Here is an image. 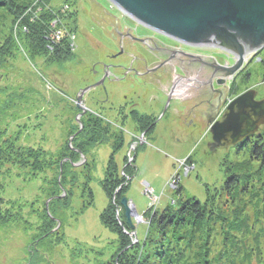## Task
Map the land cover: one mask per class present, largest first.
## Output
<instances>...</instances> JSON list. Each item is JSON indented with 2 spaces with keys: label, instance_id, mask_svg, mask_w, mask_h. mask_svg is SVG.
<instances>
[{
  "label": "rangeland",
  "instance_id": "rangeland-1",
  "mask_svg": "<svg viewBox=\"0 0 264 264\" xmlns=\"http://www.w3.org/2000/svg\"><path fill=\"white\" fill-rule=\"evenodd\" d=\"M73 1L78 11L77 27L80 26L82 31L106 45L104 51L115 49V46L109 45L107 41L105 43L102 30L96 26L99 15H107L109 20L113 17L108 13L120 19L124 18L139 35L150 34L145 30L146 27L142 28V25L139 26L137 22L121 14L109 0ZM50 2L55 8L61 0ZM65 8L62 6L59 11ZM8 11L0 8V40L7 32ZM59 29L62 30L63 27L58 26V22L55 26H48L46 35L49 40L50 35ZM77 32L78 28L75 33L74 55L70 54L67 61L55 63L41 58L32 59L29 57L30 50L27 49L26 54L19 52L16 59L8 61L0 71V88H4L0 90V106L3 108L0 109V127H5L11 120L5 136L11 138L20 130L18 137L21 142L42 145L50 150H54L62 142L64 126L68 123L66 116L75 118L77 111L71 109L72 97L79 91V87L92 79L86 75L84 62L89 63L95 57V51L87 47ZM66 40L61 39L63 43ZM201 48L205 56L216 54L222 62L226 58L227 53L223 50L212 46ZM30 49L35 51L33 47ZM176 49L179 50L177 47ZM261 53L263 51L259 50L252 54V60L246 63V69L239 71L236 79L228 86V101L250 88L256 91L257 100L264 98ZM228 55L231 59H227L233 62L231 54ZM76 57L81 58L82 63L75 61ZM89 65L90 63L87 67ZM247 73L249 75L246 80ZM10 92H13V97L21 96L22 99H13L16 104L5 109V101H8ZM231 92L233 93L230 94ZM135 101L137 109L149 114L158 113L143 95L135 98ZM122 127L125 143L115 154V160L121 164L124 155L134 157L136 171L123 197L131 202L138 216L130 219L134 230L128 232L123 245L117 247L116 234L104 227L99 219L100 212L107 203L100 181L110 154V147L103 143L92 150L95 160L90 183L93 204L82 214L76 215L75 211L79 209L82 200L79 197L80 191L75 190L71 208L63 219V230L51 239L48 238V244L40 246L37 253L30 248V241L36 233L35 224L32 222L38 221V213H29V203L41 194L40 188L44 181L47 182L52 171L40 173L30 180L24 177L21 170L15 168L4 172L0 177V196L5 200L21 202L23 206L19 212L13 210L14 214H20L19 218L13 215L17 218L13 224L0 226V264H29L30 256H33L31 264H103L112 259L114 264H139L121 254L132 247H135L137 253L145 248L149 225L147 217L150 213L143 219V212L148 208L151 212L152 209H161L169 203H176L174 201L179 196L175 195L174 190L178 184L183 188L182 195L199 200L208 214L205 222L192 227L188 240L184 241L185 246L181 250L184 254L178 264H264V163L252 159L248 147L236 148L233 145L211 152L208 150L211 137L207 126H186L178 122L172 123L168 118H163L144 142L140 141V133L129 118ZM257 131L264 133V124ZM187 158L189 161H185ZM229 172L244 174L241 188L232 197L221 191V185ZM174 176L177 178H173ZM37 199L35 208H39L43 200L42 196ZM5 207L8 205L4 204L3 208ZM116 210L114 218L125 229L121 221H118ZM58 224L51 231L56 230ZM121 247H124L123 250H120Z\"/></svg>",
  "mask_w": 264,
  "mask_h": 264
},
{
  "label": "trees",
  "instance_id": "trees-1",
  "mask_svg": "<svg viewBox=\"0 0 264 264\" xmlns=\"http://www.w3.org/2000/svg\"><path fill=\"white\" fill-rule=\"evenodd\" d=\"M50 3V0H0V8L10 10L8 11L7 32L0 40V71L5 68L8 61L15 60L19 52L23 51L26 54L27 49L30 50V58H41L44 61H55V63H63L70 58V54L74 55V50L71 49L67 40L64 43L62 41L52 43L49 36L46 35L48 26L54 19L58 20V26L65 28L67 33H76L78 11L74 7V1L61 0V3L55 8ZM62 6L66 8L59 11ZM65 38L66 35L62 40ZM30 47H33L35 51ZM262 51L261 77L264 81V48ZM251 60L250 58L249 61ZM248 75L247 73L246 80ZM7 86H5L6 89ZM11 93L13 92H10L8 101H5V109L16 104L13 99L21 98V96L13 97ZM0 109H3L2 106ZM66 117H68V123L64 126L63 140L54 150L45 149L42 145L34 146L21 142L18 137L21 133L20 130L16 132V136L11 138L5 136L11 120L5 127H0V177L12 168L21 170L24 177L29 180L40 173L52 171L47 182L44 181L40 188L41 194L38 197L42 196L43 199L40 207L35 208L38 197L29 203V213H38L35 214L38 221L32 222L33 225L35 224L36 233L32 236L33 240L30 241V248L32 247V251L37 253L40 246L48 244V238L51 239L61 229L63 230V219L67 210L71 208L75 190L80 191L79 197L82 200L79 209L75 211L76 215L82 214L93 204L94 198L90 183L95 170V160L92 150L100 144H107L110 147V154L103 179L100 181L107 203L100 212L99 219L104 227L116 234L117 247H119L126 241L128 234L134 230V227L130 228L126 223L124 209L120 206V200L125 196L136 171L133 164L134 157L129 163L127 154L122 157L121 164L115 160V154L122 149L125 143L122 129L124 122L119 125L110 122L102 124L101 118L95 116L92 119L79 117L78 120L70 115ZM129 119L139 132L146 130V133L150 134L154 129L155 118L150 115L134 111ZM242 146L248 147L249 156L252 159L261 164L264 163V133L262 131L248 135L233 147L240 148ZM186 160L189 161V158ZM21 171L19 172L21 173ZM241 180H244V174L229 172L221 185V191L226 196L232 197L236 190L241 188ZM174 191L175 195L179 196L178 200L174 201L176 203H169L161 209H152L151 212L148 211V208L143 212V219L145 216L147 217V213H150L147 217L149 225L145 248L139 254L135 247H132L121 255L130 260L134 259L139 264H178L184 254L181 251L185 246L184 241L188 240V235L193 230L192 227L205 222L208 214H206V207L199 200L182 195L183 188L179 184ZM4 204L8 207L3 208ZM22 204L12 199L5 200L0 196V226L8 223L13 224L14 219L20 217V214H14L13 210L21 211ZM115 210L118 211V221H121L125 229L114 218ZM13 215H16L17 218ZM58 222L60 223L58 224ZM56 224L59 227L51 231ZM51 247L53 248V246ZM124 247H121L120 250H123ZM30 257L29 264L33 261V256ZM114 263V259H112L103 264Z\"/></svg>",
  "mask_w": 264,
  "mask_h": 264
},
{
  "label": "flooded vegetation",
  "instance_id": "flooded-vegetation-1",
  "mask_svg": "<svg viewBox=\"0 0 264 264\" xmlns=\"http://www.w3.org/2000/svg\"><path fill=\"white\" fill-rule=\"evenodd\" d=\"M108 15L113 17L112 20L107 15H99L96 26L102 30L105 43L107 41L109 45L115 46L112 49L107 44L110 51H104L106 45L82 31L80 26L77 27V33L87 47L95 51V57L90 59L88 67L89 63L84 62L86 75L92 79L79 87L71 100V109H77L76 120L78 116L87 119L95 116L101 118L102 124L110 122L119 125L137 111L135 98L138 99L140 95L146 97L150 105L158 110L156 115L144 113L155 118L154 128L163 118L186 126H206L208 119L219 118V113L228 101V86L236 79L239 71L246 69V63L225 85H218L214 79L212 87H209L207 81L200 79L202 75L199 65L194 62L215 57L219 64L231 65L232 60L227 59L230 55L226 54L222 62L216 54L205 56L200 46H185L137 23L150 33L139 35L124 18ZM77 22L79 25V19ZM186 52H189L190 58ZM192 57L197 59L190 61ZM75 59L82 63L81 58ZM88 86L78 102V94ZM139 133L140 141L144 142L149 134L146 130Z\"/></svg>",
  "mask_w": 264,
  "mask_h": 264
},
{
  "label": "water",
  "instance_id": "water-1",
  "mask_svg": "<svg viewBox=\"0 0 264 264\" xmlns=\"http://www.w3.org/2000/svg\"><path fill=\"white\" fill-rule=\"evenodd\" d=\"M109 1L138 24L177 42L212 46L231 54L233 64L230 66L219 64L213 57L190 59L193 62L197 59L194 63L208 70L209 87L214 79L218 85H225L252 54L264 48V0ZM89 87L80 91L78 102ZM255 96L256 91L250 88L229 100L219 118L208 119L209 151L236 145L264 124V98L257 100ZM120 206L124 209L126 223L133 228L130 219L138 217L133 205L122 197Z\"/></svg>",
  "mask_w": 264,
  "mask_h": 264
},
{
  "label": "built area",
  "instance_id": "built-area-1",
  "mask_svg": "<svg viewBox=\"0 0 264 264\" xmlns=\"http://www.w3.org/2000/svg\"><path fill=\"white\" fill-rule=\"evenodd\" d=\"M51 25L55 26L56 25V21L51 22L50 26ZM63 32L64 31L61 30V29L55 31L54 33H52V35H50L51 40L54 41V42H59L61 40L62 36H63ZM71 38H73V36H71ZM72 45L73 44L71 43V46Z\"/></svg>",
  "mask_w": 264,
  "mask_h": 264
},
{
  "label": "bare ground",
  "instance_id": "bare-ground-1",
  "mask_svg": "<svg viewBox=\"0 0 264 264\" xmlns=\"http://www.w3.org/2000/svg\"><path fill=\"white\" fill-rule=\"evenodd\" d=\"M200 69V72H201V75H202V78H200L201 80L204 81H207V78L209 76V72L206 68H201L200 66L198 67ZM130 162V158H128V163Z\"/></svg>",
  "mask_w": 264,
  "mask_h": 264
},
{
  "label": "crops",
  "instance_id": "crops-1",
  "mask_svg": "<svg viewBox=\"0 0 264 264\" xmlns=\"http://www.w3.org/2000/svg\"><path fill=\"white\" fill-rule=\"evenodd\" d=\"M136 110H137V112L140 113V114H144V113H146L144 110H139V109H137V108H136ZM152 132H153V131H152ZM150 134H151V133H150Z\"/></svg>",
  "mask_w": 264,
  "mask_h": 264
}]
</instances>
